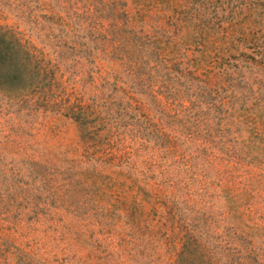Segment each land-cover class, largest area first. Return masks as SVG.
<instances>
[{
    "label": "rangeland",
    "instance_id": "374dc122",
    "mask_svg": "<svg viewBox=\"0 0 264 264\" xmlns=\"http://www.w3.org/2000/svg\"><path fill=\"white\" fill-rule=\"evenodd\" d=\"M0 264H264V0H0Z\"/></svg>",
    "mask_w": 264,
    "mask_h": 264
}]
</instances>
